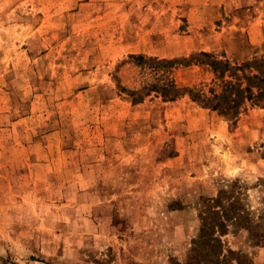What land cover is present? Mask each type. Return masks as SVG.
Here are the masks:
<instances>
[{
	"label": "rangeland",
	"instance_id": "1",
	"mask_svg": "<svg viewBox=\"0 0 264 264\" xmlns=\"http://www.w3.org/2000/svg\"><path fill=\"white\" fill-rule=\"evenodd\" d=\"M201 51L264 58V0H0V264H188L232 181L262 222L264 107L154 88L220 92ZM222 243L202 264H264L247 228Z\"/></svg>",
	"mask_w": 264,
	"mask_h": 264
},
{
	"label": "trees",
	"instance_id": "2",
	"mask_svg": "<svg viewBox=\"0 0 264 264\" xmlns=\"http://www.w3.org/2000/svg\"><path fill=\"white\" fill-rule=\"evenodd\" d=\"M183 61L186 66L195 63L210 67L216 77L222 81L221 91L211 92L212 95L208 96L188 87L181 88L171 81L167 85L154 86L162 90L164 98L174 100L188 90L192 99L200 103L202 107L218 111L233 122L246 109L248 102L253 106L264 107V58L232 64L230 60L217 58L212 52L201 51ZM176 62L178 61L175 59L169 60L167 64L172 65ZM133 92L131 91V94ZM137 100L136 98L133 101ZM236 185L238 181H232L226 185L227 188H221L216 197L204 198L200 212L201 232L195 239L194 253L188 264H202L212 260L211 251H216L215 253L218 254L215 259L217 263L225 261L226 255L220 258L223 252L222 236L228 233L231 225L247 228L258 243L264 240V213L260 217L262 222L252 223L240 197L235 195L233 187Z\"/></svg>",
	"mask_w": 264,
	"mask_h": 264
}]
</instances>
